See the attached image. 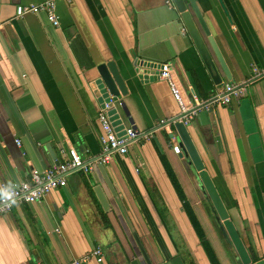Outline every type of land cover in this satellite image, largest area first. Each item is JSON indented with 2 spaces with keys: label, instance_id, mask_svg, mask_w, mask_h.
<instances>
[{
  "label": "crops",
  "instance_id": "0c3cea01",
  "mask_svg": "<svg viewBox=\"0 0 264 264\" xmlns=\"http://www.w3.org/2000/svg\"><path fill=\"white\" fill-rule=\"evenodd\" d=\"M43 1L0 0V184L28 181L31 169L51 167L69 148L85 162L99 156L101 101L90 82L108 60L129 85L128 118L121 113L116 129L132 126L151 137L1 215L0 264H60L94 247L103 261L86 264H212L185 203L217 263L238 264L186 160L172 150L173 126H159L179 114L167 83L154 75L138 80L133 69L169 63L187 101L245 82L252 66L264 70V0H221L225 11L218 0H183L222 79L218 85L172 0L62 1L58 27L43 14L14 16L17 4ZM186 128L244 247L253 261L264 259V77Z\"/></svg>",
  "mask_w": 264,
  "mask_h": 264
},
{
  "label": "built area",
  "instance_id": "2783aa9c",
  "mask_svg": "<svg viewBox=\"0 0 264 264\" xmlns=\"http://www.w3.org/2000/svg\"><path fill=\"white\" fill-rule=\"evenodd\" d=\"M62 1L68 0H44L39 4H17L14 8V16L21 18L27 14H43L49 24L53 27H58L57 4ZM155 66L156 68L152 74L167 83L170 93L179 107L178 116L169 120H161L159 122L160 127L172 125L174 122H181L187 126L200 112H210L218 106H225L232 101L241 99L246 95L249 83L264 77V70H259L252 66V74L245 82L238 84L228 82L214 90L211 95L204 99L193 97L191 101H187L183 97L181 88L174 78L169 63H159L155 64ZM112 107L111 98L102 99L97 112L96 118L101 130L98 137L100 145L98 157L90 162H85L75 149L69 148L66 156L51 167L41 171L31 169L28 181L18 185L1 183L0 216L7 214L20 204L40 201L51 191L64 187L67 174L79 171L88 173L92 170L93 165H105L111 161L114 155L126 154L128 146L138 138H142L145 141L149 140L151 132L140 134L132 126L117 130L112 125L111 117L113 115L110 113ZM16 143L19 144V141L16 140ZM172 150L176 154L180 153L178 145H173ZM90 261L97 263L103 261L100 247H94L80 257L60 264H86Z\"/></svg>",
  "mask_w": 264,
  "mask_h": 264
},
{
  "label": "water",
  "instance_id": "95a60500",
  "mask_svg": "<svg viewBox=\"0 0 264 264\" xmlns=\"http://www.w3.org/2000/svg\"><path fill=\"white\" fill-rule=\"evenodd\" d=\"M172 1L176 7V10L180 14L181 20L194 46L200 54L207 70L209 71L213 83L216 85L220 84L222 82V79L215 70L214 64L208 53L204 40L193 21L192 15L186 8L184 1ZM218 2L221 5L222 9L225 11L222 1L218 0ZM192 7L199 23L203 28L204 33L208 35L209 32L193 3ZM215 53L223 68L224 74L228 79L229 74L227 73L225 65L223 64L217 51H215ZM155 68L156 66L154 64L141 62L139 67H134L133 74L138 80H151V78H148L150 77L148 75H153L152 73H154ZM96 74V78L92 82H90V87L93 90L95 96L99 97L100 101L102 99L107 100L108 98H111L113 102V107L110 112L113 115L111 117V120L112 125L116 126L119 123L118 117L121 113L122 115H124V117L128 118V112L123 102V98L129 95V85L127 84L118 66L113 60H108L106 62L98 64L96 66ZM128 121L130 122L129 119ZM172 126L177 134L180 154L186 160V163L190 168V172L192 173L199 189L204 195L205 202H207L209 210L211 211L214 220L218 224L219 230L236 253V260L238 264H264V259L253 261V258L244 247V244L241 241L240 236L229 217L228 211L225 208L211 177L204 168V164L196 151V148L189 136L186 126L181 122H174Z\"/></svg>",
  "mask_w": 264,
  "mask_h": 264
},
{
  "label": "trees",
  "instance_id": "16d2710c",
  "mask_svg": "<svg viewBox=\"0 0 264 264\" xmlns=\"http://www.w3.org/2000/svg\"><path fill=\"white\" fill-rule=\"evenodd\" d=\"M184 209H185V212H186L188 218L190 219V221L192 223V226L194 228V231H195V233L199 239V242H200L202 248L204 249V251L206 252L207 256L210 259V262L212 264H218L216 257L214 255L209 243H208V240L206 239L205 234H204L201 226L199 225L194 213L191 210V207L187 203H185Z\"/></svg>",
  "mask_w": 264,
  "mask_h": 264
}]
</instances>
